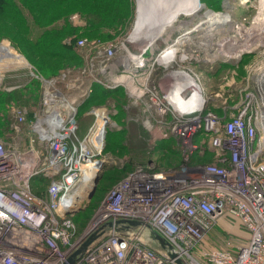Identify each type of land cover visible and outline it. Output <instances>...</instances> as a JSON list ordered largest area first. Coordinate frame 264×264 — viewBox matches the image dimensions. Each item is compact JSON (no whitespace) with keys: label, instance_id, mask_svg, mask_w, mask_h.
Returning a JSON list of instances; mask_svg holds the SVG:
<instances>
[{"label":"built area","instance_id":"2783aa9c","mask_svg":"<svg viewBox=\"0 0 264 264\" xmlns=\"http://www.w3.org/2000/svg\"><path fill=\"white\" fill-rule=\"evenodd\" d=\"M251 7L252 18L229 15L230 23L211 32L214 39H200L195 31L193 40H182L162 58L178 38L159 46V37L156 49L141 55L131 49L143 42L130 40L133 34L92 47L79 39L77 47L90 51L86 65L53 78L20 56L23 69L40 83L41 100L32 113L14 108L13 139L0 140V264H264V0ZM245 57L241 76L236 69ZM202 64L213 73L231 66L218 78L217 91L203 82ZM121 67L129 86L115 82L121 75L113 71ZM95 85L124 87L127 108L136 110L129 119L149 133L159 131L160 138L174 137L183 163L159 170L151 162L129 172L79 226L75 217L92 201L93 180L116 164L105 153L107 136L121 129L116 104L109 102L91 108L93 121L78 135L79 108ZM20 87L0 72L1 90ZM173 92L194 110L181 112V100L171 103ZM206 151L214 164L192 161ZM38 176L50 181L44 196L31 189ZM222 220L240 226L244 241L206 246Z\"/></svg>","mask_w":264,"mask_h":264},{"label":"trees","instance_id":"16d2710c","mask_svg":"<svg viewBox=\"0 0 264 264\" xmlns=\"http://www.w3.org/2000/svg\"><path fill=\"white\" fill-rule=\"evenodd\" d=\"M133 2L132 0H0V42L8 39L10 45L22 51L28 57L29 62L39 68L46 78L56 77L68 69L77 71L84 65L80 48L76 44L79 39H71L70 43H65V39L74 33L73 29L65 24L57 26V21L69 15L70 11L81 10L90 23H95L93 26H96V30L101 34L99 38L103 40L112 37L113 32H107H119L121 26H126L130 20L134 19L136 11H134ZM107 5H110V9H107ZM26 12L32 14L37 24L34 25L41 30L35 38L31 35V26ZM90 36L94 37L92 34ZM219 67L215 68L213 77H218L221 72L223 73L231 66L222 65L220 70ZM240 69L242 71L239 73L244 76L245 73L241 66ZM31 80L33 82L26 84V88L23 89L11 92L0 89V140L11 142L13 139L9 109L22 107L32 113L38 108L41 89L37 93V86L40 83ZM109 102L116 104L118 110L116 121L121 129L108 134L105 153L120 164L103 172L97 187V191L101 190L98 196L101 199L118 180L136 168H147L151 162H154L156 168L161 170L179 168L183 163L180 146L172 136L167 139L173 138V144L165 145L157 158L152 159L154 145L150 146L148 139L150 135L154 137L155 135L147 132L139 122L129 119V116L135 114L136 110L127 108L129 102L122 88L107 90L100 85L94 86L92 96L79 108L77 117L79 136L87 131L93 121L92 115L89 114L91 108ZM156 139H154L156 142L166 140V138ZM192 161L205 164L215 163L210 151H206L204 155L196 154ZM49 182L42 176L35 177L31 182L32 192L37 196H44ZM92 202L93 199L89 207L92 206ZM75 220L79 226L85 223L80 222L78 215Z\"/></svg>","mask_w":264,"mask_h":264},{"label":"rangeland","instance_id":"374dc122","mask_svg":"<svg viewBox=\"0 0 264 264\" xmlns=\"http://www.w3.org/2000/svg\"><path fill=\"white\" fill-rule=\"evenodd\" d=\"M200 1H201V6H202L201 9L193 16L181 15L178 18V23H176L177 25H180V26L175 28V30L170 29L164 35V37L158 41L159 46L167 44V43L171 42V40H176V38H179V37H181L182 40H193V33L190 35H187V31H189L191 28H193V26L197 27V25L199 23H201L202 20H205V18L207 19L208 17L214 16V18H212L213 19V22L211 24L212 26L210 27L208 25L207 26L203 25L197 29V33H195V35L200 39H209V38L214 39L215 38V37H212L213 33H211V32H216L217 30H218L217 32H220L222 30V27H223L222 25L224 23L221 26L220 25H217L218 27L215 26V24H217L219 22L218 20H220V15H222V14H226L228 16V18H230V19L233 18L235 20H240V21L243 18L250 19L254 15V13L251 12V10L253 11V8L251 6L254 4L255 0H250V3H248L246 5H244L241 2L242 0H231L232 7H230V8H227V6L224 4L225 3L224 0H200ZM132 2L134 3V11H136L134 19L130 20L126 26H124V25H123L124 27L121 26L122 28L120 27L121 29L119 32H115V31L107 32V33L113 32V35L110 38H106L103 40H102V38H99V37H101V34L98 33V31L96 30V26L95 25L93 26V24H95V23L94 22L90 23L88 17L85 16L84 13L81 12V10H77V9L75 11L74 10L70 11L69 15L59 19L57 21V23H58L57 26L65 24V26H69L73 29L74 33L65 39L66 40L65 43L66 42L70 43L71 39L72 40L86 39L88 44H89V47H92L91 45L94 43L95 44H108L111 42L122 43L125 39H128V37L133 34V31L136 27V22L138 19L139 1L138 0H132ZM109 7H110V5L109 6L107 5V9H110ZM232 8H236V10L233 11ZM29 12H26L27 18H28V20L30 22V26H31V35L33 36V38H35L36 35H38L41 30L37 29V27L35 26V25H37V24H35L36 23L35 19L32 16V14ZM229 15H232V18ZM225 24H227V23H225ZM215 27H217V30ZM211 28L213 29L212 31H210ZM89 32H93V33H89ZM209 33H210V35H209ZM91 34L94 37L90 36ZM216 37H217V35H216ZM169 39H171V40H169ZM2 43L6 44V45L10 44L8 39L1 41L0 45ZM16 48L12 51H14L15 54L20 55L21 57L25 58L29 62L28 57L22 51H20L18 48L17 49ZM87 52H90L89 48L87 49ZM248 61H249V57H245V61L240 64V66L244 70V73H245L244 65ZM32 65L35 67L36 71L39 74L43 75V72L39 68H37L34 64H32ZM23 66L24 65L21 63L20 59L13 60L9 57H3V58L1 57L0 58V72L2 74H3V72L6 74V80L9 84L21 86L19 89L26 88L25 87L26 84H31L33 82L31 80L32 78H31L28 70L23 69L24 68ZM201 66H203L202 67L203 70L206 71V72L204 71L203 82L205 83V85L207 86V88L209 89L210 92L217 91L218 87L215 84H217L218 78L222 74H225V71L223 73L221 72L218 75V77L216 76L217 79H214V78H216V77H213L214 73L212 71H210L209 69H207L206 67H204V66H206L205 64H202ZM240 66H239V68L236 69L237 72L242 71V69H240ZM220 67H219V70H220ZM39 86H40V84H39ZM39 86H37V93H39L40 89H41V86L40 87ZM120 88L124 89V91L126 90L124 87H120ZM13 109L14 108H11L8 111L10 113L9 114V120L11 122H13V120H14V117L12 114ZM151 133L154 134L156 138L161 137V134L159 131H154ZM155 137L150 135V139H148L149 145L150 146L154 145V147H153L154 150H152V152H153L152 159L157 158V156L159 155L158 153L162 149H164L165 145L168 146V145L173 144V138L172 139L166 138V140L164 142H156V141H154V139H156ZM117 164H120V163L116 162L115 165H117ZM113 165H114V163H113ZM100 194H101V190H98L97 195L95 197L93 196V198H92L93 199L92 206L88 207L86 210H84L78 214L80 222H85L86 219L91 217L94 209L96 208V206L100 202L101 198L100 197L98 198V196ZM223 222H220L216 226L215 230L206 238V240H205L206 246L216 247V248L222 249V248H226L229 246L231 247V246H233V244L240 243V242L244 241L246 234L244 233V230L242 228H240V226H238L237 224H234V223H230V222H228V225H227L226 224L227 222L225 224H223ZM133 229H134V231L138 230V228H133Z\"/></svg>","mask_w":264,"mask_h":264},{"label":"bare ground","instance_id":"6f19581e","mask_svg":"<svg viewBox=\"0 0 264 264\" xmlns=\"http://www.w3.org/2000/svg\"><path fill=\"white\" fill-rule=\"evenodd\" d=\"M138 1H139L138 19L136 22L134 33L130 37V40L133 39L134 42L138 40H143L142 42L143 45H140L139 47L140 49L136 53L137 55L143 54L144 53L143 51L147 49V47L149 48V50L156 49L155 45H153L154 44L153 42H155L156 39H158L159 37L163 38L164 35L170 29L175 30V28L180 26V25H177L176 23H178V18L181 15L193 16L202 7L200 0H138ZM245 2L246 1H243L242 3L246 5ZM212 18H214V16L208 17L207 19L205 18V20H202L201 23L197 25V27L193 26V28L187 31V35H190L193 32L197 31V29L203 25H206V26L208 25L211 27L212 26L211 24L213 22ZM218 21L219 22L215 24V26L217 25L221 26L223 23L228 24L231 22V19L228 18L226 14H222L220 15V20ZM217 27H215L216 30H217ZM212 30L213 29L211 28L210 31ZM185 41H188V40H185ZM181 42L183 41L181 37H179L177 40V44L167 46L164 49V51L160 54L161 58L166 56L170 50H173L174 48H176V46L181 44ZM87 49H83V50L80 49L83 59H84V56L87 54ZM12 50L14 49L11 47L10 44L6 45L2 43L0 45V58L9 57L13 60L20 59V55L15 54V52ZM119 54H122V53H119ZM95 55L96 53L94 52L93 56ZM85 65H86V61L84 59L83 67ZM123 70L124 68L121 67V68L114 70L113 72L117 76L121 75V77L116 78L115 82L122 84L125 87L126 85L129 86V80L125 76H122ZM140 72L142 73V71ZM105 89L110 90L108 88H105ZM186 94H189V93H186ZM170 98H171L172 104H177L181 100L179 95L175 92L172 93ZM180 106L181 108H184V109H181V112H184V113L186 112L188 113L194 110V108L188 109L191 106V103L186 104L182 100H181Z\"/></svg>","mask_w":264,"mask_h":264},{"label":"water","instance_id":"95a60500","mask_svg":"<svg viewBox=\"0 0 264 264\" xmlns=\"http://www.w3.org/2000/svg\"><path fill=\"white\" fill-rule=\"evenodd\" d=\"M141 44H142V43L139 42L138 44L133 45L131 49H132L134 52H138V50L140 49L139 47H140ZM100 178H101V174H98V175H96L95 179L93 180V182H92V184H91V186H90L89 199H91V198L93 197V195H94V193H95V190H96V188H97V184H98ZM80 209H82V207H81V208H76V209H71L69 212H70V213H76V212H78ZM128 223H129L130 225H133V226L139 225V223H138V222H135V221H129ZM155 238H156V240H158V242H159V244H160L161 246H163V247L165 246V241L163 240V238H162L160 235L156 234V235H155ZM91 241H92V239L88 240V241L85 243V246H87ZM177 264H183V262H181V261H177Z\"/></svg>","mask_w":264,"mask_h":264},{"label":"crops","instance_id":"0c3cea01","mask_svg":"<svg viewBox=\"0 0 264 264\" xmlns=\"http://www.w3.org/2000/svg\"><path fill=\"white\" fill-rule=\"evenodd\" d=\"M221 222H223V221H221ZM225 223H226V222L224 221L223 224H225ZM226 224L228 225V223H226Z\"/></svg>","mask_w":264,"mask_h":264}]
</instances>
